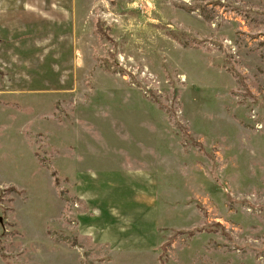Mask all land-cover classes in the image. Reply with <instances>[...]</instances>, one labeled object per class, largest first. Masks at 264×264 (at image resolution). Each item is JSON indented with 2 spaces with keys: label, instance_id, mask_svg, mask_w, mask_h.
Here are the masks:
<instances>
[{
  "label": "rangeland",
  "instance_id": "obj_1",
  "mask_svg": "<svg viewBox=\"0 0 264 264\" xmlns=\"http://www.w3.org/2000/svg\"><path fill=\"white\" fill-rule=\"evenodd\" d=\"M37 1L0 24V264H264V0Z\"/></svg>",
  "mask_w": 264,
  "mask_h": 264
},
{
  "label": "crops",
  "instance_id": "obj_2",
  "mask_svg": "<svg viewBox=\"0 0 264 264\" xmlns=\"http://www.w3.org/2000/svg\"><path fill=\"white\" fill-rule=\"evenodd\" d=\"M38 3L39 2L37 0H28L27 4H30L29 9L34 10L33 12H30V15H26L29 13L27 11H22L23 13L20 14L19 9H18L19 10L18 12H16L14 9L13 10L12 9L6 10L5 12L0 11V24H1V26L3 25L1 28L8 32V30L17 26L20 22L16 19V15L26 16L28 18L27 22H25V23L21 22L22 24H29L27 26V29H29L30 24H32V23L37 24V22L40 21V19L45 17L44 13L46 12V10L42 8L43 7L42 4H40V3L38 4ZM21 7H20V9L25 8V7H22V8ZM51 11L55 14L57 20H60L61 16H63V18H65L67 15L62 10H60L58 8L56 10L51 9ZM35 13H37V17L33 18V14H35Z\"/></svg>",
  "mask_w": 264,
  "mask_h": 264
},
{
  "label": "trees",
  "instance_id": "obj_3",
  "mask_svg": "<svg viewBox=\"0 0 264 264\" xmlns=\"http://www.w3.org/2000/svg\"><path fill=\"white\" fill-rule=\"evenodd\" d=\"M179 232V230L178 231H176L175 233L177 234ZM173 239L174 238H169L167 241H166V245L164 244V245H162V249H163V252L161 253V255L159 256V258H160V261H161V264L165 261V254L167 253V245L168 244H170V242H172L173 241Z\"/></svg>",
  "mask_w": 264,
  "mask_h": 264
}]
</instances>
